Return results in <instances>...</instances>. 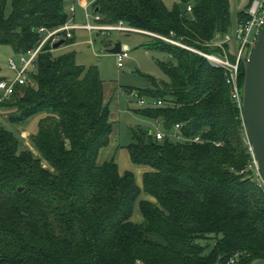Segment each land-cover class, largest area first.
Returning <instances> with one entry per match:
<instances>
[{
	"label": "trees",
	"instance_id": "trees-1",
	"mask_svg": "<svg viewBox=\"0 0 264 264\" xmlns=\"http://www.w3.org/2000/svg\"><path fill=\"white\" fill-rule=\"evenodd\" d=\"M69 1L0 0V44L17 54L34 49L41 27L70 19ZM180 1L185 8L164 0H98L95 9L105 23L123 21L217 52L209 43L230 33L229 0ZM144 34L151 38L148 49L170 59L158 60L168 79L149 75L150 85L137 90L139 98L162 104L137 111L162 122L164 136L134 130L127 149L135 164L150 167L143 190L156 201L139 199L134 173H121L115 158L98 162L113 122L97 65L80 64L74 50L56 53L59 47L48 42L30 83L0 102L13 109L8 119L15 123L44 112L31 141L50 165L0 123V264H228L231 258L251 264L264 258V191L225 70L197 51ZM244 75L240 63L241 86ZM137 202L142 222L132 219Z\"/></svg>",
	"mask_w": 264,
	"mask_h": 264
},
{
	"label": "rangeland",
	"instance_id": "rangeland-1",
	"mask_svg": "<svg viewBox=\"0 0 264 264\" xmlns=\"http://www.w3.org/2000/svg\"><path fill=\"white\" fill-rule=\"evenodd\" d=\"M164 1L169 7L178 4L181 8H185V4L181 3L180 0ZM90 14L92 17V12ZM74 21L80 24L86 22L84 10L80 6H77ZM253 34H256V30ZM90 38H92L93 43L88 42ZM150 39L148 35L136 31H94L90 35L88 31L77 30L75 43L68 45L63 43L55 52L74 50L80 64L87 67L97 65L104 80V98L105 102L109 104L113 122L110 142L102 148L98 162L102 163L115 158L121 173L126 170L134 173L136 182L142 189L139 199L146 198L156 201L153 196L143 190V173L150 167L135 164L130 159L127 149V145L133 141L134 130H163L162 122L137 111L150 106L149 103L141 104L138 101L139 95L137 93V90L150 85L149 75L158 79H168L159 67L158 60L168 61L170 59L169 54L161 49H148L144 44ZM117 42H121L123 47L129 48V56L126 58L123 67L118 66L116 54L109 51ZM9 58L18 59V54L10 45L0 44V76L14 78L16 72L10 69ZM36 71L37 69L34 68V72ZM127 89H131L132 92ZM144 98L151 102L149 97L145 96ZM11 111H13L11 107L0 106V123L22 140L23 148H30L41 158L44 166L50 167L47 160L34 148L31 141L32 134L38 131L39 120L45 115L44 112L36 113L23 122L15 123L8 119ZM132 219L135 222L143 221L138 202L135 204Z\"/></svg>",
	"mask_w": 264,
	"mask_h": 264
},
{
	"label": "built area",
	"instance_id": "built-area-1",
	"mask_svg": "<svg viewBox=\"0 0 264 264\" xmlns=\"http://www.w3.org/2000/svg\"><path fill=\"white\" fill-rule=\"evenodd\" d=\"M97 1L98 0H70L68 4V11L71 13V17L65 24L53 29L41 27L39 31L43 34V38L37 47L27 52L18 53V59L9 58V67L11 70L16 72V75L14 78H0V102L3 99L10 98L15 93L18 84L30 83L31 71L36 66V60L38 58V55L48 42H50V44L53 46L55 42L61 39L65 40L66 38H71L74 35L75 30L84 29L90 34H93L94 31H138L153 36L161 37L174 44L197 51L206 58H208V60H210V62L213 63L215 66H219L225 70L226 80L231 87L232 97L242 107V86L240 85L241 61L239 60V58H232L228 53L226 42L230 38V34L222 35L217 33L215 38L209 43V45L216 46L219 48V50L217 52L208 53L187 46L179 40L161 36L153 32L130 27L126 25L123 21H119L115 24L105 23L102 21V14L95 9V4ZM77 6H80L84 10V15L86 19L85 23L80 24L74 21ZM191 8L192 6L189 5L188 10H191ZM90 12H92V17ZM242 14H244V17L242 20L240 19L238 34L240 47L241 50L249 48V51L251 52L253 47L255 46L258 34L262 26L264 25V0H251L250 4ZM255 30L256 34L254 35L253 32ZM92 41V38H90L89 43H93ZM115 54L117 57L118 66L123 67L125 65L126 58L129 56V48L127 46H122L121 50ZM150 99L151 102H148L147 99L144 97L139 98L138 101L144 105L149 103L150 106H157L162 104L161 99ZM179 127L180 124H177L176 128L178 129ZM155 136L157 139H161L164 136V132L162 130H157L155 131ZM195 140H199V137H196ZM259 185L264 191V180L261 178V176L259 178ZM235 263L236 258H231L228 261V264Z\"/></svg>",
	"mask_w": 264,
	"mask_h": 264
},
{
	"label": "water",
	"instance_id": "water-1",
	"mask_svg": "<svg viewBox=\"0 0 264 264\" xmlns=\"http://www.w3.org/2000/svg\"><path fill=\"white\" fill-rule=\"evenodd\" d=\"M250 2L251 0H229L231 28L226 46L228 53L239 58L244 66L242 115L257 170L264 180V25L251 52L249 48L241 50L238 38L240 14ZM63 43L64 39H61L53 47L58 48ZM121 47V42H117L109 51L117 53ZM22 189L23 187H19V190ZM251 264H264V258H256Z\"/></svg>",
	"mask_w": 264,
	"mask_h": 264
},
{
	"label": "crops",
	"instance_id": "crops-1",
	"mask_svg": "<svg viewBox=\"0 0 264 264\" xmlns=\"http://www.w3.org/2000/svg\"><path fill=\"white\" fill-rule=\"evenodd\" d=\"M82 9V8H81ZM77 30H84V29H77ZM77 30H75L74 31V36H75V38H76V31ZM84 31H86V30H84ZM136 32H138V31H136ZM89 33V32H88ZM140 33H143V32H140ZM90 34V33H89ZM90 35H92V34H90ZM88 42H89V39H88ZM73 43H75V41L73 42ZM72 44V43H71ZM158 130H161V129H158ZM157 131V130H156Z\"/></svg>",
	"mask_w": 264,
	"mask_h": 264
}]
</instances>
